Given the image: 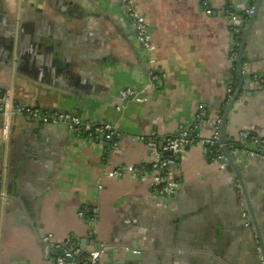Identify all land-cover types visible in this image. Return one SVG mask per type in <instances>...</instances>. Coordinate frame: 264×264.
I'll use <instances>...</instances> for the list:
<instances>
[{
	"label": "crops",
	"instance_id": "obj_1",
	"mask_svg": "<svg viewBox=\"0 0 264 264\" xmlns=\"http://www.w3.org/2000/svg\"><path fill=\"white\" fill-rule=\"evenodd\" d=\"M135 4L149 22L151 51L141 47L119 0H0V99L14 97L11 115L0 112V264H48L59 254L55 244L69 237L81 248L86 240L87 251L102 250L99 264H262L234 169L211 160L199 142L176 161L171 198L153 191L149 170L104 173L149 162L148 142L160 145L182 129L212 134L231 100L228 87L235 79L233 94L239 87L226 11L241 17L252 0ZM151 68L159 76L154 84ZM243 69L227 134L248 131L264 141V85L253 82L264 79V0ZM126 87L147 88L146 100L123 105L118 93ZM30 106L102 119L122 135L111 148L109 140L34 120L25 112ZM251 150L264 153L260 142ZM239 154L264 240V159ZM133 246L141 261L127 260Z\"/></svg>",
	"mask_w": 264,
	"mask_h": 264
},
{
	"label": "built area",
	"instance_id": "obj_2",
	"mask_svg": "<svg viewBox=\"0 0 264 264\" xmlns=\"http://www.w3.org/2000/svg\"><path fill=\"white\" fill-rule=\"evenodd\" d=\"M257 0H252V5L245 11L241 17L235 12L228 9L226 12L230 20L233 22L231 33V56L234 61L239 58L241 41L243 32L250 17L255 13V3ZM124 14L128 19L130 26L136 34V37L143 49L151 51L152 37L150 33V25L144 15H142L136 7L135 0H119ZM208 14L212 10L208 8ZM241 21V22H240ZM154 63V59L150 60ZM235 65V63H234ZM235 67V66H234ZM151 84L158 80V73L155 68L149 71ZM253 82L258 85H264V79L257 75L253 76ZM229 97H233V87L230 85L227 89ZM119 97L123 101V105L130 101L142 102L146 100L147 88L137 90L133 87H126L119 90ZM13 93L6 92L0 99V112L6 117H9L13 109ZM121 105L120 107H122ZM119 107V108H120ZM25 112L34 120L43 123L64 124L73 133L89 137L93 140H109L111 141V148H115L121 138L122 133L113 124L102 119L99 121L85 120L81 116L60 110L47 111L37 106H30L25 108ZM198 118H204L206 111L201 109L198 113ZM221 123L222 119L217 118L215 129L209 137H203L197 128L182 129L176 135L169 137L162 145V150H159V145L155 141H149L148 146L151 149L152 159L149 162L141 163L139 165H125L107 170L104 173L111 178L121 177L125 173H135L143 176L146 170L153 173V190L162 197L171 198L178 188V179L175 176L174 165L176 164V157L184 154L186 148L194 142H199L206 150L208 156L213 161L222 162L225 158L223 150V141L221 138ZM10 124L6 121L3 126V134L6 136L9 133ZM234 143H228L230 152L238 153L240 150L251 154L252 156H260L264 159V153L251 150V144L262 143L257 137L251 136L248 131H241L238 137L233 140ZM166 153L167 155H165ZM226 166V163H222ZM244 215L248 217V210L244 208ZM83 214V212H81ZM49 242L51 237L47 236L43 239ZM59 251H64L65 255H58L50 259L48 264H99L102 250L84 251L81 248L79 240L74 237H69L64 241L55 244Z\"/></svg>",
	"mask_w": 264,
	"mask_h": 264
},
{
	"label": "water",
	"instance_id": "obj_3",
	"mask_svg": "<svg viewBox=\"0 0 264 264\" xmlns=\"http://www.w3.org/2000/svg\"><path fill=\"white\" fill-rule=\"evenodd\" d=\"M261 2H262V0H257V3L255 5V13L252 15L250 23H249L247 29H245L244 32H243V37H242V41H241L240 56H239V59H238L237 65H236V67L238 69L239 87L236 90V92L234 93L233 97L231 98V100L228 103V105L226 107V110L224 112L223 119H222V124H221V138H222V141H223V144H224L223 145V150H224V153H225V158L222 161V163L229 164V166L234 169V171H235V173H236V175H237V177L239 179V183H240V186H241V195L245 199L246 209L248 210V213L250 212V214H251V217H252V220H253V225L256 228L257 237L260 239L261 245H263V243L261 242L262 241L261 240V231H260V228H259V224H258V221H257L256 213H255V210H254V207H253V203L251 201V198L249 196V193L247 191V188L245 186L243 177L241 175V172H240L239 166H238L239 157L241 155L239 153L242 150H240L238 153L230 152V149L228 147V143L232 140V138H229L228 134H227L228 115L231 112L232 108L234 107V105L236 104V102H237V100H238V98L240 96V92L242 90V86H243V82H244L243 58H244V48H245L246 39H247V36H248V34H249V32H250V30L252 28V25L254 24V22L256 20V17H257ZM249 7H250V5L248 4L247 8H249ZM235 139H233V140H235ZM162 145H163V143L159 145V150H162ZM164 154L167 155L166 153H164ZM249 156L251 157V154H249ZM176 159L178 161L180 159V157H176ZM85 242H86V240H82V242H81L82 243V249L85 250L86 252H88L86 250V248H85ZM59 254L65 255V252L64 251H59ZM142 257H143V252L139 251V249L136 246H133V248H129L127 250L126 258L129 261H141Z\"/></svg>",
	"mask_w": 264,
	"mask_h": 264
},
{
	"label": "flooded vegetation",
	"instance_id": "obj_4",
	"mask_svg": "<svg viewBox=\"0 0 264 264\" xmlns=\"http://www.w3.org/2000/svg\"><path fill=\"white\" fill-rule=\"evenodd\" d=\"M246 28V27H245ZM234 95V94H233ZM154 191V190H153ZM249 217V218H248ZM248 217H247V219L249 220L248 221V225L249 226H251L252 228L254 227V229H255V235H257V232H256V228H255V226L253 225V220H252V217H251V214H250V212L248 213ZM259 228H260V226H259ZM260 231H261V228H260ZM262 235H263V232L261 231V242L263 243V245H261V243H260V239L258 238V240H257V242L259 243V253H260V260H261V263L262 264H264V240H263V237H262ZM263 246V247H262Z\"/></svg>",
	"mask_w": 264,
	"mask_h": 264
},
{
	"label": "trees",
	"instance_id": "obj_5",
	"mask_svg": "<svg viewBox=\"0 0 264 264\" xmlns=\"http://www.w3.org/2000/svg\"><path fill=\"white\" fill-rule=\"evenodd\" d=\"M236 80V79H235ZM235 80H234V83H233V87L235 88L236 87V85L234 86V84H235ZM237 83V82H236ZM252 136V135H251ZM229 143H234V141H233V139L229 142Z\"/></svg>",
	"mask_w": 264,
	"mask_h": 264
}]
</instances>
